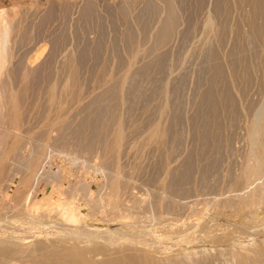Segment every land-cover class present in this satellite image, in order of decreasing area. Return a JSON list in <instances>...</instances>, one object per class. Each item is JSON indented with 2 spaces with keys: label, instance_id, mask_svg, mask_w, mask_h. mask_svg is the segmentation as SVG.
I'll list each match as a JSON object with an SVG mask.
<instances>
[{
  "label": "bare ground",
  "instance_id": "bare-ground-1",
  "mask_svg": "<svg viewBox=\"0 0 264 264\" xmlns=\"http://www.w3.org/2000/svg\"><path fill=\"white\" fill-rule=\"evenodd\" d=\"M153 1L155 4L159 0H157V1L153 0ZM153 1L152 2L150 0L147 1V4H146V6L144 5V8L147 7L149 9H153V7L156 6V5H153ZM165 1H166V3H164V4H166V6H167V7L165 5L163 6V9L166 7V9H164V11H165L164 15L165 16H163V20L161 19L162 18L161 16H160L161 18L159 17V19H161L160 22L162 21V23H160L158 20V22L161 25L156 20V18H157L156 16L160 15L158 8L161 5L158 3H160L161 0H160V2L157 3L160 6H156L157 7L156 10L159 12V14L157 13L158 15L154 16L155 17L154 19L159 24L158 25L159 28L157 27L156 29L151 30L152 27L150 28V25H148V23L151 24L150 23L151 21L148 23L145 22V24H147L149 26V30L146 27L147 25L144 24V22H143V25H145V27L142 24H140V26L141 25L143 26V27L141 26L142 29L139 27L140 33H141L140 35H142L141 38L143 37L142 38L143 40L142 39L141 40L143 42L140 40V43H139V41L136 40L137 37L139 36V34L137 35V37L135 39L134 35L136 34L138 29L134 30L133 27H135V26H133L132 24H131L132 27L128 26L129 25L128 22L132 21L133 19L129 20V21L124 20L125 23L127 22L126 25L128 26L127 27L128 31L127 30L125 31V32H127L125 34V37L129 35L128 38H134L139 43V44H137L136 41H135V43H133L132 42L133 39H128L126 37L128 39V40L126 39L128 42L131 41L133 43V44L131 43L130 46L128 47V49L125 50V48L128 46V44H127L128 42H127V43H125L127 46L126 47L124 46L125 48H123L125 51H127V50L129 51V49H131L130 51H132V52L127 51L128 55H130V53H131V55L128 57V59H126V57L123 56V58L126 59V60L123 59L124 61L128 60L127 63L125 62L126 65L124 64L125 68L127 66V71L125 72L123 69L124 73L123 72L122 73L124 75L119 76L117 74L118 77L115 78L116 76H114V72L117 71V69L114 72L112 71L113 74H111L110 70H113V69H112V67H110V65L112 64V62L109 60L111 62V64L106 66L104 64L106 61L102 62V58H101V60H100V58H98L100 60V62H102V64L100 62H98V59H97V63L95 61L96 64L99 63L102 65V66H100V68H99V65H97L99 68L98 72L95 73V72H93L94 71L93 70L90 73V74L93 73L92 75H90L89 72H87V74L90 75V76H88V78L91 79L90 81L92 82L93 86L89 85L90 81L89 82L87 81L88 83L87 82H85V83H87L90 87L92 86V90L89 89L91 91H89V90L83 91V89H82L83 86L86 89L87 84L85 86V84L82 85L80 83V82H82L81 81L82 79L81 78L79 79V71H80V68H83V67H80V66H82V65H80L81 60H78V58L81 57L82 54H83V56H85V54L88 55V53L90 51V53H91L90 57L93 58L92 60H94V59L96 60V58L99 57V55L103 54L104 50H103L102 44L104 43V41H103V43H101L100 40H104L105 38L99 39V35H98V38L96 40H98L100 43L96 42L97 45H94L95 43H93L92 41H89L88 44H87V42H86V44L84 42L83 45L85 44V47L89 46V48H90V42L93 43V44L91 43L92 44L91 47L92 46H95V47L92 50H91V48H90V50L88 49L89 50L88 53H87V50H83L78 55L74 54L72 52V50L74 49L73 51L78 53L79 50L77 49L78 48L77 45H76L77 48H75L74 47L75 44H73L72 47H74V48L69 50V48L72 45L71 44L70 47H68V51H64V53L60 52L62 54L60 55L61 57H60V59L58 58V60L61 62L60 63L58 62V65H55V66L51 65L52 67L50 68L49 66L44 67L45 63L43 65L42 64L40 65V62L37 63L36 59L38 58V56L35 57L34 54L36 53L35 51L38 48H40L41 44H40V46L37 45V48L34 49L35 51H33V52H32L33 48H31L32 50L29 49L30 44L32 45V43H28V41H30L33 38V36L32 37L27 36V35H29V33H26V32H28L29 30H26L25 28H23V25L21 23H18L19 20H17L18 24L15 23L17 25L14 24L15 26L13 25V27L10 25L12 28V32L10 30H9V32L6 31V33H5L6 35L1 33L4 31H1V30H3L2 29L3 25H2V23H0L2 25V27L0 26L1 27L0 28V177L3 175V172H4V179H5V181L2 184L0 183V264H264V243L256 245L254 247H251L248 245H245V246L242 245L240 250L229 247V248H226V249L220 250L219 252H214V253L207 252L205 250H201V251H199V253L196 252V253H198L199 257H196L192 253H186L184 251H179V250H181L180 245H189L191 242H193L189 237L190 234H195V233L198 234L199 232H201V233L205 232L206 235L211 234V232H213V234H214V232H215L214 229H212V228L209 229L214 224H212V225L207 224L209 221H212V220L207 219L208 221L205 222L203 220L206 217L205 218L203 217L204 218L203 219V218H201L202 215L200 217L197 216V218H195L193 222L192 221L190 222L189 220L181 221L185 226L180 227L178 229V231H172V232L169 231L168 232L166 229H158L161 226L160 224L163 221H167L168 224L171 226H174V224H176L177 222H180V218H175V217H170V216L172 214H174L175 212L178 214L177 211H179V208H184L186 205L189 204V203L187 204V203L183 202L184 201L183 198L189 197L190 194H192L191 193L192 191H194L196 193L198 191L200 192V189L202 190V188H204V190L207 189L208 177H211L209 175L211 173H213L212 172L213 170H215V172L219 173L218 169H215V168L216 167L218 168V163L222 161L221 158L223 156L222 155L223 150L228 152V155L226 153L225 154L229 157H230L229 153L230 154L234 153L233 155L236 156L235 154L239 152V149L236 148L237 146L234 147L233 142L236 141V138L234 141L232 139L234 138L235 132L239 129V128H237V130L235 131L236 126H237V122L240 121L239 122L240 126L243 123V122H241V120L244 121V126L243 127L241 126V127H242V129L244 128V130H246V134H244L245 135V139H244L245 151L243 154V158H241L239 156V158H241L240 164L238 163L239 169L236 167L237 170L236 169L234 170V165L232 166V164H234V161H233V163L230 161L232 164H230L229 160H227V163H225V158H227V157L223 156V158H224L223 161L225 164V165L223 164V166H225V167H222L223 168L222 169L223 170V176L221 179L217 178V179H219L220 184L217 183L218 186L216 185V187H215V183H216L215 181L217 179L214 181L215 182L214 184L212 182L213 187H215L217 189V191H219V193H217V191H216L217 195L213 196L211 198L209 197V199L208 198L206 199V197L202 198L201 203H204V201H207L208 203H210L209 201H211L213 203L214 207L216 208L215 212H217L219 210L218 208H220V207H224V208L225 207L226 208L232 207L233 208V213H232L233 215H234V213H237L239 211L245 212V215H252L254 211H257V210H260L261 208H264V0H230L231 2H229L228 0H217V4H216V1L214 0V2H215L214 4H216V6L214 5L215 6L214 10H212V8H211L207 14L205 12L206 16H204L205 18L201 17V18H203V20H202L200 26L197 24L200 27L199 28L197 26L199 29V30L197 29V31H200V32H199V35L197 34L198 35V38L196 37L197 40L194 41L193 44H191L193 46L190 48H192V50L193 49L197 50L199 52V55H202L201 57H203L204 51H206V52L209 51L207 59H209V56H210L214 60L210 64H207V63L211 58L208 61H205L206 59L203 60V61H205V63L207 62L206 63L207 65H209V66H207V68L209 67V70H203V71H206V72L210 71L211 72V74L208 73L209 76H208V80L206 81L207 82V89L206 90L203 89L201 91L202 93H200V95L201 94L202 95H201L200 100L198 99L199 101L198 102L196 101L197 104H195V102H193V103L190 102V103H192V105L195 104L197 106V107L195 106L197 108L196 112L195 113L193 112L195 115L192 114V117L193 116L195 117L194 119H192L193 122H195L197 119H199V120H197L198 124H196V125L194 124L195 130H193L192 133H190V132L193 128L192 127L193 123L192 124L189 123V126L192 127V128H190L189 135H191V139L193 140V141L191 140L192 143L195 144L194 148L191 146L192 144L190 145V147H192V148H190V147L189 148L191 149V152H192L191 155L193 153H195V156L194 155L189 156L190 155V149H188L189 150V152H188L189 154H187L188 157H187V155L183 154L181 160L178 159L179 161H176L177 156H179V154L177 156L175 155L176 156L175 161L178 162L175 165L173 164V163H175V161L172 163V161H173L172 159L175 157H173V155H174L173 154L172 158H171L172 148H171V141L170 140H174L172 147L175 148V146H174V145H176V144H174V143H176L175 141H177V140L179 141V138H178L179 136H177L178 135L177 133L180 132L178 129L175 130V128L180 123H182L181 122L182 120H184V118L182 119L181 117L184 116L185 112H183V115H181V116L177 112V114L180 116L181 121H179L180 123L176 125V123L178 122V120L175 121L176 119H178L177 116L175 114L174 115L176 118L175 117L171 118L170 116H171V113L173 116V109L176 111L175 108L177 106L181 105V103H183L181 101H183L184 99L183 100L181 99V101H178L180 98L177 100L178 97L176 94V96H174L175 97L174 100H177L179 102V105H178V102L175 103V105H177V106H175L173 104L174 106H172V112L170 111L171 110L170 107H171L172 103L169 102V100H170L169 98H170V96L173 97L172 95H174L176 93V89H177V88L176 89L173 88L174 87L173 85H175V83L173 82L174 79H173V81H172V79L170 80L171 82L174 83V84L172 83L173 87L171 86L174 89L173 90L171 88L173 90V91L172 90L171 91L173 93L175 91V93L173 94L172 92L171 93L169 92V89H170L169 86L171 84L169 83L170 84L169 85L167 83L168 78L166 80V83L163 80L165 84L163 83L164 86H162L163 81L160 82L159 80H162V79L158 76H157L158 78L156 77V75H155L156 70L154 73H151L152 75L154 74L155 77H152V75H150V73H149V75L151 76L150 78H152V80H153V78L159 79L158 81L162 84L161 85L162 88L160 90L159 87H156V90L158 92L157 95L154 96L155 90L154 91L152 90L151 92H154V93H152L151 96H148V97L150 98V97L154 96L153 101L156 100L155 97L156 98L159 97V99H157V100H160V97L161 96L162 97H161V101H159V103L157 101V104L154 107L148 106V108L153 107L152 109L145 108V109H148V110H145L148 112H146V113L142 112L144 115L148 113L147 116L149 115L150 112L152 114L151 119L148 118V120L150 122H147L148 121L147 118L145 120V118L142 117L144 119L143 121H146L148 123V126L146 129L141 130V128H142L141 126L143 123L142 124L138 123L139 119H138V121L134 120L135 117L133 118V116L136 114H134V115L132 114L133 116L130 115L134 120L133 123H132V118L130 120L131 121L130 124L132 126H130L128 121H127L128 122V125H127V123L125 122V120L123 118V115L126 114L127 110H129V109H127L128 106H126L123 103V99H125V97L128 96V95H126V93L129 94L130 92L134 91L133 93L129 94V95H131V97L132 96H135V97L138 96V98L140 97V99H141L145 96L144 99H146L147 95L141 94L143 89L145 87H147V88L149 87V89L151 90L150 87L152 85L159 86V83L157 84L156 83L157 81L155 82V79H154V84H153V82L147 83L146 81L147 80L149 81V79H147L148 73H147V75H145V73H146V71L147 72L152 71L151 69L154 68L153 67L154 65H155V68L156 69L158 68L159 70H160V68L164 67L163 62H165L166 59L171 58L172 52H170L171 54L168 53L169 54L168 57L170 56L169 58L166 57V55H164L165 57H162L161 52L165 50L164 52L167 53V50L170 51L172 49L171 44H170V46H168V47H171L170 50L168 49V47L166 45H169L168 44L169 41L172 40L173 37L175 39L176 34L181 31V30L178 31L180 29V26H181L180 24L182 23V21H180L181 23L178 24V21H179L178 16L182 17L181 16L182 14L180 15L181 11L179 12L180 9L178 10V7H177V6H179V4H177V6H176L177 11L179 12V15H178L177 11L175 9L176 4L173 6L174 1L173 0H172L173 2L171 0H165ZM185 1H186V3L188 2L187 0H183L182 2L180 0L181 3H183V2L185 3ZM87 2H89V1H86L85 4ZM178 2H179V0H178ZM204 2H206V1H204ZM207 2H208V0H207ZM78 3H79V1H78ZM129 3H130V1H129ZM167 3H168V5H167ZM175 3H177V2L175 1ZM193 3H194V0H193ZM220 3L223 4V7H221L222 5H220ZM229 3L234 4L235 9H236V14L238 11H241L242 7L246 6L248 8L243 9L242 13H238V15H234V17H231V12L233 10L230 9L231 5H229ZM162 4H163V2H162ZM127 5H128V3H127ZM127 5H126V7H123V4H122L121 7L126 8V11H127V8H128ZM119 6L120 5H118L117 7H119ZM124 6H125V4H124ZM51 7L53 8V6H51ZM96 7H90L89 6V8H87V9L95 10ZM104 7H105V5H104ZM113 7H115V6H113ZM161 7L159 9H162ZM190 7H191V4H190ZM220 7L223 9H220ZM239 7H240V10H239ZM50 8H49V10H50ZM144 8H143V10H144ZM231 8H233V7H231ZM133 9H135V8H133ZM185 9H187V8L185 7ZM26 10H25V13L27 12ZM28 10H30V8ZM39 10H37V11H39ZM97 10H98V8H97ZM118 10H120V9L117 8V10H116L117 14H120L118 16L122 17L123 13L121 15V13H120L121 10H120V12ZM140 11H142V10H140ZM149 11L150 10H148V12H146V10H145L144 12L149 14L152 10L150 12ZM70 12H71V10H70ZM74 12H75V10H74ZM80 12L82 14L84 13V11L83 12L80 11ZM99 12H101V10ZM196 12H199V11H196ZM216 12L220 13V15L218 16L217 14H215ZM29 13H30V11H29ZM129 13H130V10H129V12H125L124 15H128ZM151 13H154V10ZM187 13H189V12H187ZM93 14H90V15L92 16ZM24 15H26V14H23V16ZM32 15L33 14H31V16ZM34 15H35V13H34ZM44 15H46V14H44ZM87 15H89V12L85 13V18L87 17ZM98 15H100V13ZM23 16L21 18L22 20H23ZM91 16H89V17H91ZM148 16H150V15H148ZM232 16H233V13H232ZM46 17L47 16H45V18ZM93 17H94V15H93ZM107 17H105V18H107ZM119 17H117V18H119ZM121 17H120V19H121ZM124 17H123V19H125ZM128 17L126 19H131L130 17L129 18ZM131 17H133V16H131ZM45 18H43V19H45ZM48 18H49V15H48L47 19ZM83 18L84 17H82V19ZM94 18H96V17H94ZM137 18H139V17H137ZM148 18L149 17H147L146 19L148 20ZM187 18H188V16H187ZM21 19H20V21H21ZM72 19H73V17H72ZM108 19H110V18H108ZM142 19H144V18H142ZM154 19H152V20H154ZM179 19H184V18H179ZM147 20H145V21H147ZM51 21H53V20H51ZM78 21H77V23H78ZM83 21H86V19ZM87 21H88V19H87ZM94 21H96V20L94 19ZM155 21L154 22L152 21L154 23V26L156 23ZM7 22H9V21H7ZM7 22L5 21L3 24L6 25ZM14 22H16V21H14ZM118 22H119V20H118ZM240 23L242 24V27H246V28L242 29L241 26L239 28L238 25H240ZM152 25L153 24H151V26ZM177 25L178 26L180 25L179 28ZM7 26L9 28V25H7ZM76 26H78V25L76 24ZM129 27H130V29H128ZM176 27H177L178 32L176 31ZM5 28L6 27H4V30H5ZM11 28H9V29H11ZM193 28H191V30ZM95 30L96 29H94V31ZM188 31L190 32V30H188ZM10 32L13 34V35L11 34L13 36V38L10 35V38L12 39V41L8 37L9 34H7ZM182 32H180V33L182 34ZM51 33H53V32H51ZM102 33L104 34V32H102ZM184 33L187 34V30ZM37 34H36L37 39H36V37H34V38L36 40H38V38L41 36L40 39L42 41V36L45 33L43 32V34L39 35V37ZM55 34H57V32ZM190 34H192V33L190 32ZM193 34H195V33H193ZM49 35H50V33H49ZM59 35L64 36L65 34L59 33ZM76 35H74V36H76ZM78 35H79V33H78ZM34 36H35V34H34ZM56 36L58 37V35H56ZM56 36H55V39L57 38ZM105 36H106V34H105ZM183 36L184 35H181V37H183ZM30 37H31V39H30ZM190 37H191V35L189 36V38ZM44 38H45V36H44ZM61 38H62V36H61ZM61 38H59V39H61ZM66 38L64 37V39H66ZM179 38L180 37H178V39ZM191 38H193V36ZM35 39H34V41H35ZM147 39H148V41H147ZM7 40L9 42L11 41L10 42L11 44H9L7 42ZM43 40H46V39H43ZM62 40H63V38H62ZM187 40H188V37H187V39L184 40V43ZM65 41L63 40L62 44L64 42L65 47H67L66 45L70 44V43H67ZM68 41H70V40H68ZM214 41H215L216 47L212 48V49H207V45L209 44V46L211 47L210 43H212ZM46 42H48V41H46ZM79 42H80V40H79ZM106 42H105V44H106ZM171 42H173V40ZM187 42L189 43L190 41L188 40ZM191 42H192V40H191ZM225 42L232 43V47L229 50H226L224 48L222 49V46L223 47L226 46L225 44L223 45V43H225ZM34 43H36V42H34ZM56 43H57V41H55V44ZM58 43H61V42H59V40H58ZM58 43H57V45H61V46H59L60 48H58V47L57 48L60 49V51H61V47H62V51H63L64 46H62V44H58ZM72 43L78 44L75 41ZM117 43L115 45H113V43L111 44L112 46H114V50L112 48V51H114V52L116 51L115 50L116 48L118 49ZM26 44H29V48L27 47L28 46L27 45V46H25V49L28 48L27 50L28 51L30 50L29 52L30 53L32 52V54H29L28 51L25 50V51H27L26 53H28L29 55H26L25 51H23V53L22 52L21 53L26 55V56L22 57V58H20V57L18 58V56H17V58L19 60L16 59V61H14L17 52L19 50L21 51V49H23L22 46L26 45ZM37 44H38V42H37ZM79 44L81 45V43H79ZM186 44L187 43H185V45ZM189 45H190V43H189ZM230 45L231 44H229V46ZM34 46H36V44ZM52 46L54 47V45H52ZM164 46H166L167 49L163 50ZM20 47H21V49H20ZM85 47L82 46V48H80V46H79L80 50L85 48ZM181 47L183 48V44ZM45 48H47V47H45ZM45 48H44V52L47 50ZM120 48L121 47L119 46V49ZM53 49H54L53 50L54 53L51 52V54H50V50H49L50 55H53V54L55 55L57 53L56 50H58V49H56V50H55V48H53ZM109 49L111 50V47ZM101 50H103V51L101 52ZM160 50H161V52H160L161 54H159V52H158ZM185 50H186V48H185ZM188 50H187V52H190L191 49L189 51ZM107 51H106V53H107ZM112 51H110V53L107 54L108 57L111 55ZM118 52L120 54L121 50ZM141 52L144 56L146 53H149L148 57L153 54L152 56H155V57H152L153 59L151 58L153 61H154V58H156L157 52H158L157 57L159 56L161 58H159V57H158V59L156 58L157 60L155 61L154 64L151 63L152 60L144 61V65H145V62H147L146 64L147 65L149 64L148 66H150V67L146 66L145 68L143 67V62L140 60L142 63L140 62V67H139V64L137 63L138 64L137 68L138 67L144 68V69L140 70L139 68L138 69L136 68V65H137L136 62L139 61L138 59L142 58V56H143L142 54H141V58H139L140 57L139 54ZM42 53L43 52L40 53L42 55L41 58L44 57L43 56L44 53L43 54ZM104 53H105V51H104ZM117 53L116 54L112 53L113 55H111V57L114 55L118 56ZM166 53H164V54H166ZM200 53H202V54H200ZM49 54L47 53L46 56L47 57L50 56ZM195 54H197V53H195ZM18 55H20V54H18ZM54 55H53V57H54ZM57 55H55V57H54L55 60L57 59V57H59V54H57ZM175 55H176V53H175ZM206 56H207V54H206ZM88 57H89V55H88ZM108 57L107 58L105 57V59H111L110 57L109 58ZM118 57H120V56H118ZM118 57H116L115 60ZM148 57L145 56V60ZM45 58L46 57H44L43 60ZM52 58L50 56L49 59L51 60ZM164 58H166L165 61H164ZM86 59H85V61H86ZM174 59H176V57H174ZM47 60H46V62L48 63L50 60H48V61ZM88 60H90V62H91L90 58H88ZM120 60H118V63ZM177 60H178V58H177ZM179 60H181V59L179 58ZM41 61H42V59H41ZM196 61H197V59H196ZM53 62H54V60H53ZM53 62H50V63H53ZM121 62H122L121 64L123 65V61H121ZM168 62H170V61L168 60ZM180 62L181 61H179V64H180ZM47 63H46V65H47ZM55 63H56V61H55ZM84 63H83V66L86 67L87 64L84 65ZM92 63L94 64L93 61H92ZM107 63L109 64L108 61H107ZM173 63H175V61ZM81 64H82V62H81ZM88 64H90V63H88ZM141 64H142V66H141ZM165 64H167V63L165 62ZM168 64H171V63H168ZM95 65L92 66V69L97 68V66H95ZM114 65H116V64H114ZM114 65H113V68H114ZM117 65H119V67L122 68V65H120V63ZM117 65H116V67H117ZM172 65H174V64H172ZM176 65H174V66L177 67ZM165 66H167V65H165ZM41 67L42 68L44 67L45 69L48 67L49 68L46 70L43 68L44 70L42 71V70H40ZM88 67H89V65L87 66V68ZM93 67H96V68H93ZM183 67H181V68H183ZM202 67L203 66H201L200 68H202ZM123 68H124V66H123ZM205 68H206V65H205ZM92 69L90 67V70H92ZM108 69H110V70L108 71ZM118 69H120V68H118ZM158 69H157V71H159ZM202 69H204V67ZM85 70L80 71V72H84ZM134 70L135 71L138 70L137 73L139 72V75L136 73V75H138V76H141L140 74H144L145 76H147V77H144V75H142L143 79L144 78H145V80L147 79L145 81L147 86L144 87V83H143V88L141 90H139V89L141 88L140 85L142 83H140L139 85H136L133 83L134 84L133 85L132 82H129V80L127 81V78L129 79L130 76L133 77L132 79H136V77L134 78L135 75L133 74ZM169 70H171V68ZM96 71H97V69H96ZM160 71H162V70H160ZM160 71L158 74H160ZM172 71H171V73H172ZM203 71L200 70L199 73H201ZM128 72H131V74H133V75L129 74V77H127ZM166 73L167 72H165V74ZM169 73H170V71L168 72V74ZM173 73H174V71H173ZM162 74H163V79H166L164 72ZM115 75H116V73H115ZM85 76H86V74H85ZM160 76L162 77V75H160ZM171 76H173V74ZM173 77H175V76H173ZM196 77H198V76H195L194 78H196ZM201 77L202 76H200V78ZM16 78H18V79H16ZM142 78L140 77L139 80L140 79L142 80ZM203 78L204 77L201 78L202 81L200 80L201 83L198 80L196 84H198V82L200 83V86H201V84L202 85L205 84V83H202ZM14 79H16V81H14ZM197 79H199V77ZM180 80H181V78H180ZM84 81H86V80H84ZM84 81H83V83H84ZM140 82H143V80ZM180 82H179V84H177V81H176V85L179 86ZM126 83H130V86H128V85L126 86ZM137 83H139V82L137 81ZM149 84H150V86H149ZM182 84H183V82H182ZM196 84H194L195 86L194 85L193 86L196 87ZM183 85H185V84H183ZM89 86L87 88H89ZM139 86H140V88H139ZM97 87H98V89L100 87H103V88L99 89L100 91H101V89H104V90L101 91L102 93L99 92L100 94L96 95V90L99 91L98 89H96ZM115 87H117V88L115 89ZM129 87H130V90H129ZM179 87H181V86H179ZM203 87H205V86L203 85ZM93 88H95L96 90ZM112 88L114 90H112ZM152 88H153V86H152ZM126 89H128V91H130V92L128 93V91ZM132 89H134V90L132 91ZM149 89H148V91H149ZM158 89L161 91L160 93H159ZM179 89H181V88H179ZM179 89H178V91H179ZM184 89L186 91H188L186 88H184ZM196 89H194V90H196ZM94 90H95V92H94ZM124 90H126L125 94L123 92ZM138 90L141 91V93L139 92V94H138V92H137ZM145 90L147 91V89H145ZM145 90L143 91L144 93L146 92ZM200 90H198V91H200ZM198 91H197V93H198ZM149 92H147L146 94H148ZM179 93H178V96H181L182 92L180 93V95H179ZM253 94L257 95V97L255 96L257 99L253 98V96H254ZM184 95H185V91H184ZM200 95H199V97H200ZM141 96H143V97H141ZM87 97L89 99L91 98L90 100H92L91 101L92 104L95 102V104H93V105H95V108L93 105H91L92 111L89 113H86V115L88 114L87 116H85L83 113H82L84 115L83 117H82V115H79V118L81 117L82 119L78 120L79 119L78 118L76 120L78 122V124L73 126V123L75 124V122H76V121L74 122L73 119H71L72 117H75L73 113L76 112V113L80 114L81 112H79V111L83 110L82 112H84V110L87 109L88 103L86 104V102H85L86 101L85 99ZM129 97L127 99H130ZM105 98H108V99L112 98L111 99L112 102H113V99L115 100L117 98V100H116L117 102L115 101L116 103L114 102L112 104V102L110 101L111 103L109 102L110 103V106H109L108 105L109 103H107L106 101L103 100L102 104L104 105L103 102H106L107 108L105 107V105H106L105 104L104 107H102V109H100V107H97V106L98 105L101 106V103H99V102H101V100L105 99ZM149 98H147V99H149ZM89 99H87V102L89 101ZM108 99H107V101H108ZM144 99H143L144 102L148 101V100H144ZM193 99H196V95H195V98L194 97L192 98V100ZM171 100H173V99H171ZM131 101H133L132 104L135 102V100H133V99ZM97 102H98V105H97ZM89 103H90V101H89ZM122 104H123V107H124V105L126 107L125 112H124V110L121 111L123 108V107L121 108ZM126 104H129V103H126ZM142 104L143 103H141V105ZM143 105L146 106V105H151V104L148 103V104H143ZM143 105H142V107H143ZM137 106H136V108H137ZM182 107H183V105H182ZM131 108H134V107H131ZM178 108L179 107H177V110H180L179 111V113H180L182 108H179V109ZM89 109H90V107H89ZM89 109H88V111H89ZM140 109H143V108H140ZM131 111L133 113L134 109H132ZM141 111L139 110L138 112L141 113ZM169 111L171 112L170 115H169ZM182 111H183V109H182ZM122 112H124L123 115H122ZM127 112H129V111H127ZM138 112H135V113H138ZM140 113H138L137 115H141ZM180 114H182V113H180ZM127 116L128 115H126V117ZM137 118H138V116H137ZM139 118H141V116H139ZM152 118H154V120H152ZM188 118H190V117H188ZM111 120H112V122H111ZM126 120H127V118H126ZM188 120H190V119H188ZM184 122H186V121H183V124H185ZM125 123L127 126L130 127V130L132 129L131 127H133L132 131L134 130L135 133H138V131L140 133H141V131L142 132L144 131L143 134L142 133H141V135L139 133H138L139 135L135 134L136 138H134L135 136H133V135L129 136L128 133L126 134V132H129V129H127L128 131L125 129ZM187 123L185 124L186 126H187ZM173 125H176V127L174 126L175 127L174 130L175 131L178 130L177 133L172 129ZM185 125H181V126L184 127ZM129 127H127V128H129ZM183 127H182V129H184ZM179 129H181V128L179 127ZM183 131H182V134L184 133ZM170 132L175 133L176 135L174 134L173 137L176 136L178 139L176 137H175L176 140L174 138L170 139V138H172L171 135L173 134V133L170 134ZM239 132H238L237 138H239ZM182 134H180V135H182ZM236 134H237V132H236ZM126 135H127V137L129 136V137L134 138V140L129 142ZM68 136L73 137L74 139L85 140L86 141L84 143L85 145L83 144V142H81L83 145L81 143H77V144H81L83 146L81 149H83V148H84V150L87 149V152L90 150H93V149L94 150L101 149L103 151V154L100 155L101 157H99V155H98V157L99 158L103 157L102 158L103 160L101 159V163H103V161H104V163L102 165H105L106 162L108 163V161H109V163H108L109 165L108 164H106L107 166L105 165V167L109 166V168H110L109 170L106 169L108 171V173L105 171V169H104V171H101L102 166H101V164L99 166V164L97 162L99 168L101 167L100 168L101 170L98 168L99 169L98 172H100V171L104 172V175H105V173L108 174V175H105L104 177L106 178V180L109 181V182L106 181V182H108L107 186H110V187H107V186L105 187V188L110 190V191L107 190V194H109V196L107 195V197H110V201L108 202L109 203L108 205L110 206V208L106 204V207L109 208V210H108L109 212L107 214L103 210V209L106 210L107 208H105V205H103L104 204V203H102L103 201L100 202L101 198L98 197L99 193L96 195L97 197L96 196L94 197V199H95L94 202L96 203L95 205H96V208H98V209H95V206L92 203H91V206L93 205L92 207H94L95 210H99V207L97 204H99V206H100V204L102 203L101 207L103 205L104 208L102 207L103 209L101 208V210H103L102 212H105L103 217L105 218V215H109V216L111 215L112 218L110 219V221H112V219L115 220V217H120V219L118 220V223L116 224L115 227L107 226L106 228H99V227L91 226V225H71V224L67 225V223L64 224V222L61 219H58V218L53 219V218H51L52 216L47 215L46 213H43L42 211H37L36 208H35V210L25 209V210L21 211L18 209L19 206L15 207V205H14L16 210H19V211H14L15 210L14 208H13L14 210H11V209L9 210V208H10L9 206L11 203L10 200H13L14 197H11L10 199H8L7 195H8L9 189L14 185V183H16L15 181L17 180V178L19 179V184L20 183L22 184L26 175H28L30 177L31 174L38 175L39 172L42 173L43 170H41V169L46 167L44 165L45 164L44 162L49 163V161H47L48 160L47 157L50 156L51 153H53V151L51 153L49 152V155H48V153H47L48 150H46V148L49 149L52 147L50 141L54 143V142H56V140H59V142H57V143H59L58 145L61 146L63 144H66V141L69 140ZM65 139H68V140L65 141ZM189 140H188V145L190 144ZM181 141H182V139H181ZM181 141H179V142H181ZM48 142L50 143V145L47 144ZM60 142H61V144H60ZM74 142H76V141L74 140ZM57 143H55V144H57ZM238 143H239V141H238ZM55 144H53V145H55ZM241 144H243V143H241ZM58 145H55L54 146L55 148L53 147L52 149L55 150L56 147H58ZM183 145H186V144L184 143ZM183 147L185 148V146H183ZM60 148H62V146ZM60 148H57V149H60ZM63 148H64V146H63ZM63 148H62V154H63V151L65 154V150H63ZM68 148H69V145H68ZM71 148H73V147H71ZM150 148L152 149L153 152L155 150V152H156L155 155L157 156V158L159 157L158 160L162 161V163L160 162L162 165L160 167L159 166L160 164H158L159 161L156 160L157 161L156 164H158V167L160 169H159V171H158V169H156L158 174L156 173V171H154L157 175L155 174V176H153L154 172H152V174H151L155 179H153L154 181H152L153 183L151 182L150 185H151V187H152V185L154 187H152L153 189L150 187V189H148L147 193H145V196H143V195L140 196V195H138V192H139L138 189H141L140 186L145 184V182L147 180H149L148 177L151 178L152 176L150 174H149L150 176L146 175L145 177H147V178H145L144 180H146V179L147 180L145 182L142 181L140 178H138L142 181L143 184L140 185V182L136 181L138 183V186H139L137 188L136 186L133 185L136 182H132L133 181V175H135L137 177V174H135V173H138L137 171H139L140 169L143 172L144 168L143 169L140 168V164H141L140 160H141V157H143L142 155H143L144 150H146V153H147V149L151 150ZM174 148H173V151L175 150ZM24 149H28V151H29L28 157H27V155L25 156ZM52 149H50V151ZM75 149H77V148H75ZM242 149H244V148H242ZM84 150H83V152H84ZM45 151H46V154L48 155V156L46 155V160L43 157V156H45ZM75 151H77V150H75ZM175 151H177V150H175ZM77 152H79V151H77ZM129 153H130V155H129ZM131 153L134 154L133 157L131 156ZM242 153H240L241 156H242ZM54 154L56 155V152H54ZM91 154H93L92 151H91ZM124 154H128L130 157L133 158L129 165L127 163H126L127 165L123 164L124 162L122 159L124 158L123 157ZM66 155H67V153H66ZM68 155H70V154H68ZM83 155H85V154H83ZM51 156H50V158H51ZM180 156H181V154H180ZM13 157H14V159L16 157L18 158V159L14 160V161L18 160V164H16L17 162L15 163L14 161H12ZM25 157H27V159L29 158L28 162H26L27 163L26 166L24 164L25 161L27 160ZM84 157H86V155ZM91 157H93V156H91ZM183 157L184 158L186 157V158L183 159ZM76 158H77V156H76ZM78 158H79V156H78ZM234 158L236 159V157H234ZM10 159L12 162L9 161ZM89 160L86 161V159H85L86 162H89ZM92 160H94V158H92ZM195 160L198 161L199 163L200 162L201 163L200 164L197 163V165L193 166L194 165L193 162ZM85 161H84V163H85ZM196 161H195V163H196ZM9 162L11 164H13V162H14L16 165L14 164L15 166L13 165L12 167L11 166L9 167V165H10ZM99 163H100V161H99ZM89 164H91V163H88V165ZM43 165H44V167H43ZM88 165H86V166H88ZM6 166H8L9 169ZM151 166H150V169H151ZM24 167H25L24 170H26V172H29L30 174H27L26 172L23 171ZM96 167H97V165H96ZM147 167H149V166H147ZM195 168H197V170L199 171L198 172L197 170H195L198 172V174H197V172L196 173L194 172V174H197L196 177H194L192 175ZM154 169H155V167H154ZM48 170H49V172L51 171L50 169H48ZM93 170H97V168H94ZM49 172H47V170H46V173L43 171V174L44 173L47 174ZM144 172H145V169H144ZM149 173H151V172H149ZM218 173L216 175H218ZM43 174H39V175H43ZM99 174H101V173H99ZM220 175H222V174H220ZM29 177H27V178H29ZM47 177H48V175H47ZM212 179L214 180L215 178H212ZM140 180H138V181H140ZM104 181H105V179H104ZM134 181H135V179H134ZM149 181H151V180H149ZM149 181H147L146 184ZM109 183H110V185H109ZM19 184H17V185L19 186ZM77 184H75V185H77ZM210 184H208V185H210ZM97 185H99V184H97ZM71 186L73 187L74 184ZM84 186L86 187L87 185H84ZM89 186H90V184L88 185V187ZM85 187L83 189L84 192L87 188V187L86 188ZM134 187L137 188V190H136V191H138L137 193H135V191H133ZM144 187H145V185H144ZM208 187H210V186H208ZM77 188H78V186H77ZM81 188L82 187L79 186V189H81ZM17 189H18V187H17ZM145 189L146 188H144V190ZM209 189H212V188L210 187ZM75 190L76 189L73 187L72 191H75ZM103 190H104V188H103ZM209 191H211V190H209ZM15 192H17L16 188H15ZM204 192H206V191H204ZM212 192H214V194H216L215 190L214 191L212 190ZM226 192H227V194L228 193H230V194L229 195L226 194L225 195L226 197L223 199L219 198L221 196V194L226 193ZM87 193H89V192H87ZM143 194H144V192H143ZM188 194H189V196H187ZM202 194H201V196H202ZM211 194L213 195V193H211ZM84 196L86 198L85 201L87 200L86 203L87 202L89 203L92 200L90 198L91 200L89 201V199H87V197H86L87 196L86 194ZM207 196H208V193H207ZM96 198H98V199L96 200ZM181 199L183 201H181ZM187 201H188V199H187ZM91 202H93V201H91ZM196 203H198V202H196ZM198 210L199 209L193 210V211L198 213ZM99 212H101V211H99ZM199 212L201 214H203V213H206V210L203 213L201 211H199ZM209 215H211V214H209ZM164 216H168V217H164ZM252 216L249 219L250 223L248 222L249 220H245L242 222V224H238V225L233 224V225L238 226V230H236L235 228H232V229L230 228L229 231L235 236V238H233L232 240L230 238H227V237L224 238L222 233H221V235L223 237L222 236L220 237L219 233L222 231L221 229H219L221 231L215 229L216 231H219V232L216 233L215 235H207V236L210 239H212V242L216 241V243L220 242L224 239H225V241H222L223 243L226 241H228V243H229L230 240H231L230 243H232L234 240L236 241V239L238 240L240 237L243 238V236L245 237L246 235H247L246 237H250V236H252V234L250 235V234H248L249 232H242V231H240V229L246 228L249 231H253V229H256V226H259L260 223L257 221V219L254 218V216L253 217ZM142 217H149V220L151 222H146V223L144 222V223H141L140 225H138L136 228H132L129 222L124 221V220H127L128 218H131L132 220L138 221L140 218L142 219ZM135 218H137V219H135ZM211 218L214 219V217L210 216V219ZM105 219H109V217L105 218ZM112 222H114V221H112ZM149 224H151V225H149ZM248 224H250V225H248ZM216 226H214V227H216ZM254 232H257V231L254 230ZM205 234H204V236L202 235V237H205ZM199 235L201 236V234H199ZM205 239H206V237H205ZM170 251H177V252L171 253Z\"/></svg>",
  "mask_w": 264,
  "mask_h": 264
},
{
  "label": "rangeland",
  "instance_id": "rangeland-1",
  "mask_svg": "<svg viewBox=\"0 0 264 264\" xmlns=\"http://www.w3.org/2000/svg\"><path fill=\"white\" fill-rule=\"evenodd\" d=\"M78 1H79V3H78ZM83 0H0V23H2V25H3V27H2V25L0 24V26L2 27V29L3 30H1V31H4V32H1V33H3V34H5L6 33V31L7 32H9V30L12 32V28H11V26L13 27V25L15 24V23H17V20H19L20 21V19L22 18V16H23V14H26V15H24L23 16V20L21 19V21L19 22L18 21V23H21L22 25H23V28H25L26 30H29L28 32H26V33H29V35H27V36H33V38L34 37H36V39H37V36H36V34L38 35V37H39V35H42L43 34V32L45 33V34H43V36H42V41H41V36L38 38V40H36L35 38V41H34V39L32 38L31 39V37H30V39L32 40H30V41H28V43H32V45L30 44V48H29V44H26V45H23L22 46V48L23 49H21V47H20V49H21V51L19 52H17V54H16V56H15V59H14V61H16V59H18L19 57L20 58H22V57H25L26 55H29V54H32V52L33 51H35L34 49H36L37 48V45L38 46H40V44H41V46H40V48H38L35 52V54H34V56L35 57H37L38 56V58L36 59L37 60V63L38 62H40V65L42 64H44V67H46V66H49L50 68L52 67L51 65H58V62L60 63L61 61H59L58 60V58L60 59V55L62 54V53H64V51H68V47H70V45H71V47L69 48V50H71V49H73L74 47L75 48H77L76 50L78 51V53L77 52H74L73 50H72V52L74 53V54H79L81 51H83V50H87V53H88V51L90 50V48H91V50L95 47V46H92L91 47V45L93 44V43H95L94 45H97V43L96 42H98V43H100L98 40H96L97 38H98V35H99V39L101 38V39H104V40H100L101 41V43H103V41H104V43L101 45L102 47H103V50L105 51V53H104V51L103 50H101V52L103 51V54H101V55H99V57H97L96 58V60L94 59V60H92L93 58H91L90 56H91V53H90V51H89V53H88V55H89V57H88V55L87 54H85V56H83V54H82V56L84 57H79L78 58V60H81V62H82V64H81V62H80V65H82V66H80V67H83V68H80V71H83V70H85L84 72H80L79 71V79L81 78L82 80V82H80L82 85H84L85 84V86H86V84L91 80V79H89L88 78V76H90V75H92V74H90L93 70V72H98V70H99V68H100V66H102L101 64H102V62L103 61H106L104 64L107 66V65H110L111 64V62H112V64L110 65V67H112V69L113 70H110V69H108V71L110 70L111 71V74H113V72L117 69V71H115L114 72V76H116L115 78H117L118 77V75L119 76H121V75H124L123 73H124V71L126 72L127 71V66H126V68H125V62L127 63V61H124L123 59H125V58H123V56L124 57H126V59H128V57L131 55V53H130V55H128V52H132V51H130L131 49H129V51L127 52V51H125L126 49H128V47L130 46V44L133 42V43H135V41L137 40V41H139V43H140V40L143 38H141V36L142 35H140L141 33H140V29H139V27L141 28V26L143 25V22H144V24H145V22L146 23H148V22H150L151 24H153L152 26H151V24H149L148 23V25H150V28H151V30L152 29H156L157 27H158V25L160 24V23H162V21L160 22V20L162 19L163 20V16H165L164 14H165V11H164V9H166V4H164V3H166V1L165 0H161V2H160V0L158 1V2H160V3H158V4H160V5H158L157 3H155L154 4V1L153 0H150L151 2L153 1V5H156V6H160L162 9H159L158 8V11L160 12V15L159 16H156V15H158L159 14V12L156 10V6H154L153 7V9H149V8H147V7H145L144 8V5L146 6V4H147V1H149V0H84L83 2H82ZM86 1H89V2H87L86 4H85V2ZM125 1V2H124ZM129 1H130V3H129ZM155 1H157V0H155ZM172 1V0H171ZM174 1V2H173ZM172 2H173V6L175 5V9H176V6H177V4H179V6H177L178 7V10H179V12H180V15L182 16V17H180V16H178L179 18H184V19H179L178 18V24L179 23H181L180 21H182V23L179 25L180 26V29L178 30V31H180V32H182V34L180 33V32H178L177 31V27H176V31L178 32L177 34H176V40L174 39V37L172 38V40H173V42H171L172 40H170L169 41V45H166L167 47L168 46H170V44H171V47H172V49L174 50H178L177 52L174 50H170V48L171 47H168V49L170 50V51H168L167 50V53L166 52H164L165 50L164 49H167L166 48V46H164L163 47V50L164 51H162L161 52V50L160 51H158L159 52V54H161V56L162 57H165L164 55H166V57H168V55L169 54H171L170 52H172V54H171V58H169V59H166V58H164V61H165V59H166V63L167 64H165V62H163L164 63V67L166 68H164V67H162V68H160V70H162L163 72H164V75H165V78L166 79H163V72L162 71H160L158 68V70L160 71V74H158L159 73V71H157V69L155 68V65L153 66L154 68L153 69H151L152 71H146V73H145V75H147V73H148V77L147 76H145L144 74H140L141 76H138L139 75V72L137 73V71L138 70H134L132 73L135 75L134 76V78L136 77V79H132L133 77L132 76H130L129 77V74L130 75H133V74H131V72H128V76L127 77H129V79L127 78V81L129 80V82H132V84L134 83V84H136V85H139L140 83H142L140 86H141V88H140V86H139V90H141L142 88H143V83H144V87L145 86H147L146 85V83H145V81L147 80V79H149V81L147 80L146 82L148 83V82H153V84H154V79H155V82L158 84L159 83V86H155V85H152L153 86V88H152V86L150 87L151 88V90L149 89V87L147 88V87H145L144 89H143V91L145 90V89H147V91L144 93L143 91H142V93H141V91H137L138 92V94H139V92L141 93V94H144V95H147V97H146V99H144L145 98V96L143 97V96H141V97H143V98H141L140 99V97L138 98V96H132L131 97V95H129L130 93H133L134 91V89H132V91L133 92H130V91H128V89H126L127 91H128V93L129 94H127L126 93V90H124L123 92H124V94L126 93V95H128L127 97H125V99H123V103L126 105V106H128L127 107V109H129V110H127V111H129V112H127L125 109H126V107H125V105H124V107H123V104H122V106H121V108H122V110L121 111H123L124 110V112L126 111V114H124V112H122V115H123V118H124V120H125V122L127 123V125H128V122H129V124H130V120H131V116H133L134 114H138V113H140V112H138L139 110L141 111V115H137L138 116V118H137V116L136 115H134L133 116V118L135 117V119L134 120H136V121H138V119H139V121H138V123H143L142 124V128H141V130H143V129H146L147 128V126H148V123L147 122H150L149 120H148V118L149 119H151V117H152V114H151V112L149 113V115L147 116V114H143L142 112H144V113H146V112H148V111H145V110H148V109H152L156 104H157V101H158V103H159V101H161V97H160V100H157V99H159V97H155V101H153V99H154V96L155 95H157V90H156V87H159V89L161 90V88H162V86H164V84L166 83V80H167V78H168V80H167V83L170 85L169 87H170V89H169V92L171 93L174 89L173 88H177L176 89V93H175V91H174V95H172L173 97H171L170 96V100H169V102H171L172 103V105H171V112H172V106H174L175 105V103H177L178 101H181V99L183 100V101H181V102H183V103H181V105H179V102H178V105L179 106H177V105H175V106H177V107H179V108H182L183 109V111H182V109H181V112L180 113H182V114H180L179 113V111L180 110H177V107L175 108L176 109V111L173 109V116H172V113L169 111V115H170V113H171V118H173V117H175V115L177 116V118L178 119H176L175 121H177L178 120V122L176 123V125L177 124H179L180 122L179 121H181V119H180V116L181 115H183V112H185L184 113V116L183 117H181L182 119L184 118V120H182L181 122L182 123H180L181 125H185L187 122V126L185 127H183V126H181L180 124V126L178 125L177 127H176V125H173V127H172V129L174 130V128H175V130L176 129H178L180 132H178V130L177 131H175L178 135L177 136H179L178 138H179V141H181V139H182V141L181 142H179L178 140L177 141H175L176 143H174V144H176V145H174L175 146V148L174 147H172L173 146V142H174V140H170L171 141V148H172V154H171V158H172V155H173V157H175V158H173L172 160V163L175 161V159H176V156L179 154V156H180V154H181V156L179 157V156H177V160L176 161H179V160H181V158H182V156H183V154L184 155H187V154H189L188 152H189V150L188 149H190V148H194L195 147V144L194 143H192V139H191V135H189V132H190V128H194L195 127V125L196 124H198V121L197 120H199V119H197L195 122H193V120L192 119H194L195 117L193 116L192 117V114L193 115H195L194 113L196 112V110H197V106L195 105V104H197L196 103V101L198 102L199 100H200V98H201V95H200V93H202L201 91L203 90V89H207V80H208V76H209V74H211V72L210 71H203V70H209V67L207 68V66H209V65H207V64H210V63H212L213 62V58L212 57H210L209 56V59H207L208 58V52H206V51H204V54H203V57H201L202 55H199V52L197 51V50H192V48H190V47H192L193 45H191V44H193V42L194 41H196L197 39H196V37L198 38V35H199V32L200 31H197V29H198V27L200 26V24H201V22H202V20H203V18H205L204 16H206L205 15V12H206V14L210 11V9L212 8V10H214V8H215V6H216V4H217V0H215L216 1V4H214L215 2H214V0H208V2H207V0H194V3H193V0H187L188 2L186 3V1H185V3L183 2V3H181L183 0H181V2H180V0H179V2H178V0H173ZM175 1L177 2V3H175ZM190 1V2H189ZM196 1V2H195ZM200 1V2H199ZM204 1H206V2H204ZM229 2H231L230 0H228ZM82 2V3H81ZM124 2V3H123ZM162 2H163V4H162ZM211 2V3H210ZM108 3V4H107ZM111 3V4H110ZM127 3H128V5H127ZM132 3V4H131ZM122 4H123V7H126V5H127V11H126V8H123V7H121L122 6ZM124 4H125V6H124ZM181 4V5H180ZM190 4H191V7H190ZM199 4V5H198ZM210 4V5H209ZM104 5H105V7H104ZM118 5H120L119 7H117ZM166 6L164 9H163V6ZM167 5H168V3H167ZM184 5V6H183ZM187 5V6H186ZM196 5V6H195ZM213 5V6H212ZM215 5V6H214ZM220 5H222L221 7H223V4L222 3H220ZM229 5H231V7H233V8H231L230 6V9H232L233 11L231 12V17H234V15H238V13H242V10L243 9H246V8H248V7H242L241 8V11H238L237 12V14H236V9H235V6H234V4L233 3H229ZM233 5V6H232ZM34 6V7H33ZM38 6V7H37ZM51 6H53V8L51 7ZM89 6L90 7H96V9L95 10H93V9H87V8H89ZM113 6H115V7H113ZM148 6V5H147ZM244 6V5H243ZM40 7V8H39ZM52 9H51V8ZM86 7V8H85ZM109 7V8H108ZM185 7L187 8V9H185ZM196 7V8H195ZM220 7V9H223V8H221ZM30 8V10H28ZM35 8V9H34ZM49 8H50V10H49ZM79 8V9H78ZM97 8H98V10H97ZM116 8V9H115ZM117 8L118 9H120L121 10V12H120V10H118L120 13H121V15H122V13H123V16L121 17V19H120V17L118 16V15H120V14H117ZM131 8V9H130ZM133 8H135V9H133ZM143 8H144V10H143ZM152 10L151 12H153V10H154V13H151L150 11V13L148 14V13H145L144 11L146 10V12H148V10ZM155 8V9H154ZM182 8V9H181ZM202 10H201V9ZM27 9V10H26ZM40 9V10H39ZM54 9V10H53ZM78 9V10H77ZM107 9V10H106ZM123 9V10H122ZM133 9V10H132ZM25 10L27 11L26 13H25ZM37 10H39V11H37ZM42 10V11H41ZM70 10H71V12H70ZM74 10H75V12H74ZM101 10V12H99ZM115 10V11H114ZM129 10H130V15L128 14V15H124L125 14V12H129ZM137 10V11H136ZM140 10H142V11H140ZM156 10V11H155ZM162 10V11H161ZM188 10V11H187ZM207 10V11H206ZM239 10H240V7H239ZM29 11H30V13L31 14H33L34 15V13H35V15L33 16H31V14L29 13ZM80 11H84V13L82 14ZM94 11V12H93ZM96 11V12H95ZM109 11V12H108ZM112 11V12H111ZM123 11V12H122ZM176 11H177V9H176ZM196 11H199V12H196ZM235 11V12H234ZM86 12H89V15H87V17L85 18V13ZM100 13V15H98L99 13ZM142 12V13H141ZM163 12V13H162ZM179 12L177 11V14L179 15ZM185 12V13H184ZM187 12H189V13H187ZM192 12V13H191ZM74 13V14H73ZM81 13V14H80ZM94 13V14H93ZM96 13V14H95ZM116 13V14H115ZM156 13V14H155ZM158 13V14H157ZM195 13V14H194ZM197 13V14H196ZM202 13V14H201ZM232 13H233V16H232ZM235 13V14H234ZM22 14V15H21ZM44 14H46V15H44ZM90 14H93L94 15V17H96V18H94L93 17V15L91 16ZM141 14V15H140ZM143 14V15H142ZM147 16V17H149L148 18V20L146 19L147 17L145 16V15ZM187 14V15H186ZM204 14V15H203ZM215 14H217L218 16L220 15V13H218V12H216ZM21 15V16H20ZM37 15V16H36ZM48 15H49V18L47 19V17H48ZM110 15V16H109ZM148 15H150V16H148ZM191 15V16H190ZM203 15V16H202ZM45 16H47L46 18H45ZM69 16V17H68ZM78 16V17H77ZM81 16V17H80ZM89 16H91V17H89ZM108 16V17H107ZM125 16V17H124ZM129 16L131 19H126L127 17ZM131 16H133V17H131ZM143 16V17H142ZM154 16H156L157 18H156V20H157V22H158V20H159V24L155 21V17ZM162 18H161V17ZM187 16H188V18H187ZM35 17V18H34ZM55 17V18H54ZM72 17H73V19L75 20H73L72 19ZM82 17H84L85 19H86V21H83V20H85L84 18L82 19ZM104 17V18H103ZM105 17H107V18H105ZM117 17H119V18H117ZM123 17L125 18V19H123ZM128 17V18H129ZM137 17H139V18H137ZM141 17V18H140ZM159 17L161 18V19H159ZM201 17H203V18H201ZM222 17V16H221ZM13 18V19H12ZM26 20H25V19ZM43 18H45V19H43ZM90 18V19H89ZM108 18H110V19H108ZM136 20H135V19ZM142 18H144V19H142ZM219 18V17H218ZM8 19V20H7ZM35 19V20H34ZM42 19V20H41ZM71 19V20H70ZM87 19H88V21H87ZM94 19L96 20V21H94ZM101 19V20H100ZM133 19V20H132ZM151 19V20H150ZM152 19H154V20H152ZM32 20V21H31ZM44 20V21H43ZM46 20V21H45ZM51 20H53V21H51ZM64 20V21H63ZM80 22H79V21ZM90 20V21H89ZM100 20V21H99ZM103 20V21H102ZM118 20H119V22H118ZM121 20V21H120ZM124 20H127V21H129V20H132V21H130V22H128L129 23V25L128 26H130V27H132V25L133 26H135V27H133V29L134 30H137V32H136V34L134 35L135 36V39H136V37H137V35L139 34V36L137 37V39L135 40L134 38H128V36H126L128 39H133L132 40V42L130 41V42H128L127 40V38L125 37V34L127 33V32H125L126 30H127V22L125 23L124 22ZM145 20H147V21H145ZM7 22V21H9V22H7V24L6 25H4L3 23L4 22ZM11 21V22H10ZM14 21H16V22H14ZM55 21V22H54ZM77 21H78V23H77ZM138 21V22H137ZM140 21V22H139ZM155 21L156 23H155V26H154V23L153 22ZM200 23H199V22ZM219 21V20H218ZM14 22V23H13ZM31 24H30V23ZM35 22V23H34ZM95 22V23H94ZM97 22V23H96ZM105 22V23H104ZM115 22V23H114ZM122 22V23H121ZM132 22V23H131ZM191 22V23H190ZM9 23V24H8ZM13 23V24H12ZM17 23V24H18ZM90 23V24H89ZM104 23V24H103ZM112 23V24H111ZM138 23V24H137ZM17 24H15V25H17ZM34 24V25H33ZM76 24L78 25V26H76ZM83 27H81L80 25ZM87 24V25H86ZM107 24V25H106ZM132 24V25H131ZM140 24H142L141 26H140ZM199 26H198V25ZM7 25H9V28H11V29H9L8 28V26ZM11 25V26H10ZM14 25V26H15ZM95 25V26H94ZM97 25V26H96ZM145 25H147V24H145ZM145 25H143L144 27H145ZM146 26L147 28H148V30H149V26ZM161 25V24H160ZM190 25V26H189ZM193 25V26H192ZM112 26V27H111ZM116 26V27H115ZM142 26V27H143ZM178 26V25H177ZM179 26H178V28H179ZM198 26V27H197ZM240 26L242 27V24L240 23V25H238V27L240 28ZM0 27V28H1ZM4 27H6L5 28V30H4ZM93 27V28H92ZM130 27L128 28V29H130ZM194 27V28H193ZM34 28V29H33ZM79 28V29H78ZM81 28V29H80ZM87 28V29H86ZM106 28V29H105ZM108 28V29H107ZM136 28V29H135ZM159 28V27H158ZM182 28V29H181ZM191 28H193L192 30H191ZM200 28V27H199ZM244 28H246V27H242V29H244ZM89 29V30H88ZM94 29H96L95 31H94ZM115 29V30H114ZM132 29V28H131ZM142 29V28H141ZM196 29V30H195ZM237 29V28H236ZM241 29V30H242ZM25 30V31H26ZM39 30V31H38ZM186 30H187V34L186 33H184V32H186ZM188 30H190V32L192 33V34H190V32L188 31ZM199 30V29H198ZM37 31V32H36ZM53 32V33H51V32ZM83 31V32H82ZM128 31V30H127ZM7 33V34H9V38H10V35L12 34V33ZM36 32V33H35ZM57 32V34H55ZM69 32V33H68ZM74 32V33H73ZM79 33V35H78V33ZM95 32V33H94ZM102 32H104V34L102 33ZM189 32V33H188ZM40 33V34H39ZM49 33H50V35H49ZM59 33L60 34H65L64 36L63 35H61L62 36V38H63V40L65 41V42H67V43H70V44H67L66 46L67 47H65V43L63 42V44H62V38H61V36L59 35ZM82 33V34H81ZM84 33V34H83ZM90 33V34H89ZM102 33V34H101ZM109 33V34H108ZM129 33V32H128ZM193 33H195V34H193ZM33 34V35H32ZM34 34H35V36H34ZM68 34V35H67ZM77 34V35H76ZM81 34V35H80ZM102 36H101V35ZM105 34H106V36H105ZM179 34V35H178ZM186 34V35H185ZM198 34V35H197ZM6 35V34H5ZM13 35V34H12ZM11 35V37L13 38V36ZM56 35H58V37L56 36ZM74 35H76V36H74ZM181 35H184L183 37H181ZM191 35V37L193 36V38H189V36ZM196 35V36H195ZM44 36H45V38H44ZM49 36V37H48ZM55 36L57 37L56 39H55ZM80 38H79V37ZM85 36V37H84ZM108 36V37H107ZM112 36V37H111ZM180 37L179 39H178V37ZM7 37V38H8ZM64 37L66 38V39H64ZM83 37V38H82ZM103 37V38H102ZM115 37V38H114ZM119 39H117V38ZM187 37H188V40L190 41L189 43H190V45H189V43L186 41L185 43H187L186 45H185V43H184V40L185 39H187ZM8 38V39H9ZM59 38H61V39H59ZM69 38V39H68ZM71 38V39H70ZM76 38V39H75ZM82 38V39H81ZM112 38V39H111ZM114 38V39H113ZM125 38V39H124ZM145 38V37H144ZM184 38V39H183ZM11 39V38H10ZM43 39H46V40H43ZM50 39V40H49ZM127 39V40H126ZM192 40V42H191V40ZM58 40H59V42H61V43H58ZM68 40H70V41H68ZM73 40V41H72ZM78 40V41H77ZM79 40H80V42H79ZM83 40V41H82ZM85 40V41H84ZM96 40V41H95ZM107 42H106V41ZM113 40V41H112ZM126 40V41H125ZM143 40V39H142ZM141 40V41H142ZM145 40V39H144ZM183 40V41H182ZM11 41H12V39H11ZM10 41V42H11ZM36 42V43H34V42ZM46 41H48V42H46ZM53 41V42H52ZM55 41H57V43L58 44H62V46H64V48H63V51H62V47H61V51H60V49H58V48H60L59 46H61V45H57V43L55 44ZM77 42L78 44H76V43H72V42ZM89 41H92V42H90V48H89V46L87 47H85V44H86V42H87V44L89 43ZM117 43V47H118V49H119V46L121 47L119 50L116 48L115 50L118 52V51H120L121 50V55L119 54V52L117 53L116 51L114 52V51H112V48H113V50H114V46H112L111 44L113 43V45H115L116 43ZM125 41V42H124ZM136 41V42H137ZM146 41V40H145ZM147 41H148V39H147ZM7 42L9 43V44H11L8 40H7ZM37 42H38V44H37ZM46 42V43H45ZM85 42V44L83 45V43ZM105 42H106V44H105ZM112 42V43H111ZM128 42V43H127ZM143 42V41H142ZM183 42V43H182ZM43 43V44H42ZM79 43H81V45L83 46V47H85V48H83V49H81L80 50V48H82V46L79 44ZM92 43V44H91ZM115 43V44H114ZM125 43H127L128 44V46L125 44ZM132 43V44H133ZM138 42H137V44H139ZM227 43V44H226ZM36 44V46H34ZM73 44H75V46L74 47H72L73 46ZM121 44V45H120ZM182 44H183V48L181 47L182 46ZM226 45V46H222V49L224 48V49H226V50H229L231 47H232V43H228V42H225V43H223V45ZM229 44H231L230 46H229ZM28 45V46H27ZM52 45H54V47L51 46ZM57 45V46H56ZM76 45H77V47H76ZM80 46V48H79V46ZM119 45V46H118ZM173 45V46H172ZM185 45V46H184ZM210 45H211V47L209 46V44L207 45V49H212V48H215L216 47V45H215V41L214 42H212V43H210ZM228 45V46H227ZM25 46H27L29 49H31V48H33V50H32V52L30 53L27 49H25ZM32 46V47H31ZM56 46V47H55ZM126 48H125V47ZM178 46V47H177ZM35 47V48H34ZM45 47H47V48H45ZM58 47V48H57ZM105 47V48H104ZM109 47H111V50L108 48ZM186 48V50H185V48ZM44 48L45 49H47L45 52H44ZM52 48V49H51ZM53 48H55V50L56 49H58V50H56V54L55 55H57V54H59V57H57V59L55 60V55H54V57H53V55H50L51 54V52L52 53H54V49ZM123 48H125V50L123 49ZM177 48V49H176ZM180 48V49H179ZM190 50V52H187V50L188 49ZM228 48V49H227ZM65 49V50H64ZM89 49V50H88ZM183 49V50H182ZM25 50H27L28 51V53H26L27 51H25ZM49 50H50V54H49ZM109 52H108V51ZM188 50V51H189ZM23 51H25V54L26 55H24V54H22L23 53ZM106 51H107V53H106ZM110 51H112V53L114 54H118V56H120V57H118L117 55L114 57V56H112L111 57V55H113L112 53H111V55L109 56L111 59H105V57L107 58L108 57V53H110ZM123 51V52H122ZM192 51V52H191ZM224 51V50H223ZM22 52V53H21ZM41 52H43L44 53V57H46L44 60H43V58H41L42 57V55L40 54ZM60 52H62V53H60ZM158 52H157V54H156V58L158 59V57H157V55H158ZM161 52V53H160ZM185 52V53H184ZM42 53V54H43ZM49 54L50 56H51V60L49 59L50 58V56H46V54ZM144 53V52H143ZM164 53H166V54H164ZM169 53V54H168ZM175 53H176V55H175ZM182 53V54H181ZM184 53V54H183ZM192 53V54H191ZM195 53H197V54H195ZM18 54H20V55H18ZM40 54V55H39ZM100 54V53H99ZM107 56H106V55ZM141 54H142V52L139 54L140 55V57L139 58H141ZM147 54V55H146ZM145 54V56L146 57H148V55H149V53H146ZM179 54V55H178ZM200 54H202V53H200ZM206 54H207V56H206ZM24 55V56H23ZM87 55V56H86ZM104 55V56H103ZM128 55V56H127ZM143 55V54H142ZM153 55V54H152ZM152 55H150L146 60H145V56L143 55L142 56V58L141 59H138L139 61H137L136 62V64L138 63L139 64V67H140V62L142 61L143 62V67L145 68L146 66L147 67H150V66H148L146 63L147 62H145V65H144V61H150V60H152L153 58L152 57H155V56H152ZM178 55V56H177ZM205 55V56H204ZM17 56H18V58H17ZM58 56V55H57ZM195 56V57H194ZM201 58H200V57ZM108 57V58H109ZM116 57H118L117 59L118 60H120L119 61V63H120V65H122L121 63V61H123V65H122V68L121 67H119V65H117V64H119L118 63V60L116 59L115 60V58ZM144 57V58H143ZM174 57H176V59H174ZM182 57V58H181ZM87 58V59H86ZM88 58H90L91 59V62H90V60H88ZM98 58H100V60H101V58H102V62H100V60L98 59ZM152 58V59H151ZM156 58H154V61L152 62L151 61V63L152 64H154L155 63V61L157 60ZM159 58H161V57H159ZM177 58H178V60H177ZM179 58L181 59V60H179ZM41 59H42V61H41ZM50 60L48 63L46 62V60ZM84 59V60H83ZM85 59H86V61H85ZM97 59H98V62H100L101 64H96L97 63ZM105 59V60H104ZM125 59V60H126ZM188 59V60H187ZM196 59H197V61H196ZM206 59V60H205ZM19 60V59H18ZM47 60V61H48ZM53 60H54V62H53ZM58 60V61H57ZM85 62H83V61ZM111 62H110V61ZM141 60V61H140ZM168 60L170 61V62H168ZM203 60H205V61H208V63L206 64L205 63V61H203ZM55 61H56V63H55ZM88 61V62H87ZM92 61L94 62V64L92 63ZM95 61H96V63H95ZM107 61L109 62V64L107 63ZM175 61V63H173ZM178 61V62H177ZM179 61H181L180 62V64H179ZM50 62H53V63H50ZM115 62V63H114ZM141 62V63H142ZM187 62V63H186ZM202 62V63H201ZM46 63H47V65H46ZM55 63V64H54ZM83 63H84V65L85 64H87L86 65V67L85 66H83ZM88 63H92L91 65L90 64H88ZM149 63V62H148ZM150 63V64H151ZM168 63H171V64H168ZM178 63V64H177ZM49 64V65H48ZM96 64V65H95ZM114 64H116L117 65V67L118 68H120V69H118L117 67H116V65H114ZM125 64V65H124ZM138 64L136 65V68H137V66H138ZM172 64H174V65H176L177 67H175L174 65H172ZM89 65V69L87 68V66ZM97 66V65H99V68H98V66H97V68L96 67H93V68H96L97 69V71H96V69H92V66ZM113 65H114V68H113ZM165 65H169L168 67L167 66H165ZM195 65V66H194ZM205 65H206V68H205ZM53 66V67H54ZM123 66H124V68H123ZM141 66H142V64H141ZM163 66V65H162ZM171 66V67H170ZM179 66V67H178ZM184 66V67H183ZM199 68H198V67ZM201 66H203L204 67V69H202V68H200ZM43 67V68H44ZM48 67V68H49ZM90 67H91V69L92 70H90ZM138 67V68H139ZM152 67V66H151ZM181 67H183V68H181ZM193 67V68H192ZM42 68V67H41ZM40 68V70H44L43 68L41 69ZM48 68H46V69H48ZM137 68V69H138ZM144 68H139L140 70L141 69H144ZM168 68V69H167ZM171 68V70H169ZM197 70H196V69ZM45 69V70H46ZM123 69H124V71H123ZM177 69V70H176ZM39 70V71H40ZM50 70V69H49ZM120 70V71H119ZM155 70H156V73H155V75H156V77L158 76V77H160L162 80H159V79H156V78H153V80H152V78H150L151 76L150 75H152L151 73H154L155 72ZM165 70V71H164ZM168 70V71H167ZM174 71V73H173V71ZM200 70L201 71H203V72H201V73H199L200 72ZM113 71V72H112ZM170 71V73L168 74V72ZM171 71H172V73H171ZM178 71V72H177ZM197 71V72H196ZM87 72H89V74H87ZM123 72V73H122ZM165 72H167L166 74H165ZM191 72V73H190ZM206 72V73H205ZM94 73V74H95ZM115 73H116V75H115ZM121 73V74H120ZM136 73L138 74V75H136ZM149 73H150V75H149ZM182 73V74H181ZM203 73V74H202ZM209 73V74H208ZM85 74H86V76H85ZM118 74V75H117ZM173 74V76H175V77H173V76H171ZM202 74V75H201ZM142 75H144V77H147V79L145 80V78L143 79L142 77ZM155 75L153 74L152 75V77H155ZM160 75H162V77L160 76ZM177 75V76H176ZM181 75V76H180ZM204 75V76H203ZM138 76V77H137ZM169 76V77H168ZM195 76H198L199 77V79H197L198 77H196V78H194ZM200 76H202V77H204L203 78V82L202 83H205V84H203L205 87H203V85L201 84V86H200V80H201V78H200ZM207 76V77H206ZM86 77V78H85ZM142 78V80H143V82H140V81H142L141 79L139 80V78ZM157 77V78H158ZM178 78V79H177ZM180 78H181V80H180ZM187 78V79H186ZM207 78V79H206ZM16 79H18V78H16ZM16 79H14V81H16ZM172 79V81H173V79H174V83H175V85H176V81H177V84H179V82H180V85L179 86H181V87H179V86H175V85H173L174 83L173 82H171L170 80ZM177 79V80H176ZM183 79V80H182ZM84 80H86V81H84ZM131 80V81H130ZM152 80V81H151ZM161 82V81H165V83H164V81L162 82V84L159 82V81ZM176 80V81H175ZM199 80V82H198V84H196L197 83V81ZM83 81H84V83H83ZM88 81V82H87ZM137 81L139 82V83H137ZM187 81V82H186ZM202 81V80H201ZM85 82H87V83H85ZM182 82H183V84H185V85H183L182 84ZM185 82V83H184ZM17 83V82H16ZM15 83V84H16ZM91 83V84H90ZM90 83H89V85H92V82L90 81ZM173 83V84H172ZM133 84V85H134ZM151 84V83H150ZM150 84H149V86H150ZM194 84H196V87H194L195 85ZM17 85V84H16ZM88 84H87V86H86V89L84 88V86L82 87V89H83V91L85 90H89V89H91L92 90V86L90 87ZM130 86V83H126V86ZM132 85V86H133ZM162 85V86H161ZM174 87H173V86ZM194 85V86H193ZM199 85V86H198ZM89 86V88H87ZM117 86V85H116ZM155 86V87H154ZM173 88H172V87ZM114 87V86H113ZM186 88L188 91H186L184 88ZM200 87V88H199ZM203 87V88H202ZM100 88H103V87H100ZM99 88V89H100ZM117 87H115V89H116ZM128 88V87H127ZM173 90H172V89ZM179 88H181V89H179ZM197 88V89H196ZM93 89H95V88H93ZM96 89H98V87L96 88ZM95 89V90H96ZM98 89V90H99ZM119 89V88H118ZM148 89H149V91H148ZM158 89V90H159ZM178 89H179V91H178ZM194 89H196L197 91L198 90H200V91H198V93H197V91L196 90H194ZM91 90H89V91H91ZM95 90H94V92H95ZM104 89H101V91H103ZM112 90H114L113 88H112ZM129 90H130V87H129ZM154 91L155 92V94H154V96L153 97H148V96H151V94L152 93H154V92H151V91ZM159 90V93L161 92ZM172 90V91H171ZM185 91V95H184V91ZM204 90V91H205ZM100 90L99 91H97L96 90V95L97 94H100V93H102ZM203 91V92H204ZM88 92V91H87ZM100 92V93H99ZM147 92H149L148 94H146ZM181 93L182 95L181 96H178V93ZM198 94H196V93ZM169 93V94H170ZM180 93H179V95H180ZM176 94H177V100H174L175 99V97L174 96H176ZM191 94V95H190ZM196 95V99H193L192 100V98L194 97L195 98V95ZM159 95V94H158ZM161 95V94H160ZM184 95V96H183ZM193 95V96H192ZM199 95H200V97H199ZM254 96H253V98H256L257 97V95H255V94H253ZM130 96V97H129ZM183 96V97H182ZM256 96V97H255ZM130 98V99H127V98ZM199 97V98H198ZM147 98H149V99H147ZM187 100H186V99ZM87 99H89L88 97L85 99L86 101V104L88 105V107H87V109H85L84 110V112H82L83 110H81V111H79V112H81L80 114H78V113H73L74 114V116L75 117H72L71 119H73V121L75 122L78 118H79V115H82V117L85 115V116H87L86 115V113H89V112H91L92 111V106L91 105H93V104H95V102L92 104L91 103V101L92 100H90L89 99V101H90V103H89V101L87 102ZM107 99L108 98H105V99H102L101 100V102H99V103H101V106L100 105H98V102H97V107H100V109H102V107H104V105H105V107L107 106V103H109L110 101L112 102V98H109L108 99V101H107ZM135 100V104L133 103L132 104V102L133 101H131V100ZM143 99L144 100H148V101H143ZM171 99H173V100H171ZM199 99V100H198ZM257 99V98H256ZM106 101V102H103L104 103V105L102 104V101ZM117 100V98L114 100L113 99V102H112V104L115 102ZM142 100V101H141ZM150 100V101H149ZM154 103H153V102ZM175 101V102H174ZM110 102V103H111ZM117 102V101H116ZM115 102V103H116ZM151 104V105H143V104ZM174 102V103H173ZM190 102H195V104H193L192 105V103H190ZM110 103L108 104L109 106H110ZM126 103H129V104H126ZM141 103H143L142 105H143V107H142V105H141ZM140 107V108H143V109H140L137 105ZM174 104V105H173ZM103 105V106H102ZM182 105H183V107H182ZM94 106V108H95V105H93ZM136 106H137V108H136ZM148 106H153L152 108H148ZM181 106V107H180ZM194 106V107H193ZM196 106V107H195ZM89 107H90V109H89ZM130 107V108H129ZM131 107H134V108H131ZM191 109H190V108ZM93 108V109H94ZM107 108V107H106ZM145 108H148V109H145ZM174 108V107H173ZM178 108V109H179ZM186 108V109H185ZM88 109H89V111H88ZM99 109V108H98ZM99 109V110H100ZM104 109V108H103ZM132 109H134V111H133V113H132ZM138 110V111H137ZM144 110V111H143ZM87 111V112H86ZM135 112H138V113H135ZM175 112V113H174ZM177 112H178V114L180 115H178L177 114ZM192 112V113H191ZM194 112V113H193ZM84 115H83V114ZM131 113V114H130ZM72 114V115H73ZM77 116H76V115ZM133 114V115H132ZM144 116H143V115ZM175 114V115H174ZM189 114V115H188ZM126 115H128L127 117H126ZM131 115V116H130ZM151 115V116H150ZM154 115V114H153ZM139 116H141V118H139ZM150 116V117H149ZM127 118V120H126V118ZM130 117V118H129ZM145 118V120H146V118H147V122L146 121H143L144 119L143 118ZM154 117V116H153ZM188 117H190V118H188ZM75 118V119H74ZM129 118V119H128ZM133 118H132V123H133ZM176 118V117H175ZM174 118V119H175ZM80 119H82L81 117L78 119V120H80ZM180 119V120H179ZM188 119H190V120H188ZM152 120H154V118H152ZM188 120V121H187ZM241 120V119H240ZM128 121V122H127ZM141 121V122H140ZM143 121V122H142ZM183 121H186V122H184L185 124H183ZM190 121V122H189ZM111 122H112V120H111ZM146 122V123H145ZM240 121H238L237 122V126H236V129H235V131L237 130V128H239L236 132H237V134H236V132H235V135H234V138L232 139L233 141L235 140V138H236V141L235 142H233L234 143V147H236L237 149H239V152L240 153H242V156H241V154L239 153H236L235 155L236 156H234L232 153L230 154L229 153V155H230V157L229 156H227L228 155V152L227 151H225V150H223V152H222V155L225 157H227V158H225V163H227V160H229V162L231 161L232 163H233V161H234V164H232L231 162H230V164H232V166L234 165V170L236 169L237 170V168L239 169V164H240V159L241 158H243V154H244V151H245V141H244V139H245V135L244 134H246V130H244V128L242 129V127L244 126V121L243 120H241V122H243L242 124H241V126H240V123H239ZM126 123H125V129L127 130V129H129V132H126V134L128 133L129 134V136H131V135H133V136H135V134H137V135H141V133L143 134V132L141 131V133L138 131V133H135L134 132V130L132 131V129H133V127H131L132 129L130 130V127L129 126H127L126 125ZM145 123V124H144ZM189 123L190 124H192V127H190L189 126ZM76 124H78V122L76 121L75 122V124L73 123V126L74 125H76ZM140 124V125H141ZM195 124V125H194ZM239 124V125H238ZM129 127V128H127V127ZM130 126H132L131 124H130ZM145 126V127H144ZM175 126V127H174ZM35 127V126H34ZM179 127L181 128V129H179ZM182 127L184 128V129H182ZM241 127V128H240ZM192 128V130H191V132L190 133H192V131L193 130H195V128L193 129ZM172 130V131H173ZM184 132L183 134H182V131ZM186 130V131H185ZM128 131V130H127ZM240 131V132H239ZM133 132V133H132ZM238 132H239V138H237L238 136ZM132 133V134H131ZM173 132H170V134H172ZM174 134L175 133H173L171 136H172V138H170V139H175L176 140V138L175 137H173L174 136ZM180 134H182V135H180ZM186 134V135H185ZM176 135V134H175ZM127 137V135H126V137L128 138V140H129V142H131L132 140H134V138H136V136L134 137V138H132V137ZM170 136V135H169ZM186 138H185V137ZM242 136V137H241ZM244 136V137H243ZM183 137V138H182ZM177 138V139H178ZM181 138V139H180ZM69 139V140H68ZM68 139H65V141L66 140H68V141H66V144H63V145H61L62 146V148H63V146H64V148H63V150H65V154H64V151H63V154L65 155H63L62 154V148H60L61 146L60 145H58L59 143H57V142H59V140H56V142H51L50 141V143H51V148H46V150H48L47 151V153H48V155H49V152L51 153L52 151H53V153H51V158H50V156H48L47 154H46V151H45V156H43L44 158H45V160H46V155L48 156L47 157V161H49V163L47 162H44L45 164V166L46 167H44V165H43V169H41V170H43L45 173H46V170H47V172H49V170L48 169H50L51 171L49 172V173H47V174H43V171H42V173H40L39 172V174H43V175H35V174H31V176L29 177L28 175H26V177L24 178V181L22 182V184L20 185L19 184V179L17 178V180L15 181L16 183H14V185L9 189V192H8V199H10L11 197H14L13 198V200H10L11 201V203H10V208H9V210L11 209V210H14V211H19V210H25V209H27V210H35V208H36V210L37 211H42L43 213H46L47 215H50V216H52L51 218H58V219H61L63 222H64V224H66L67 223V225H91V226H96V227H99V228H106L107 226H111V227H115L116 226V224L118 223V220L120 219V217H115V220H113L112 219V221H114V222H112V221H110V219L112 218V216L110 215H105V218H108L109 217V219H105L103 216H104V213L106 212L107 214H108V210H109V208H110V206L108 205L109 203V201H110V197H107V195L109 196V194H107V190L108 191H110L109 189H107V188H105L106 186H107V184H108V180H106V178L104 177L105 175H108V174H106L105 173V175H104V172H101V171H104V169H105V171L108 173V171L107 170H109L110 168H109V166L108 167H105V165L106 164H108L109 163V161H108V163L106 162V164L105 165H102L103 163H104V161H103V163H101V159L103 158H99V157H101L100 155L101 154H103V151L101 150V149H98V150H90V151H88L87 152V149H85L84 150V148L83 149H81L83 146V144L86 142L85 140H79V139H74L73 137H69L68 136ZM76 141V142H74V140ZM184 139V140H183ZM190 139V140H189ZM239 139V140H238ZM42 140V139H41ZM188 140H189V145H188ZM192 140V141H191ZM53 141V140H52ZM79 141V142H78ZM238 141H239V143H238ZM243 141V142H242ZM62 142V141H61ZM61 142H60V144H61ZM64 142V141H63ZM81 142H83V144L81 143ZM50 143L48 142L47 144H49L50 145ZM55 143H57V144H55ZM70 143V144H69ZM77 143H81V144H77ZM186 144V145H183V144ZM241 143H243V144H241ZM53 144H55V145H58V147H56V149L55 150H53L52 148L55 146V145H53ZM77 144V145H76ZM179 146H178V145ZM181 144V145H180ZM192 144V145H191ZM240 144V145H239ZM67 145V146H66ZM68 145H69V148H68ZM85 145V144H84ZM190 145L192 146V147H190ZM239 145V146H238ZM60 146V147H59ZM66 146V147H65ZM183 146H185V148L183 147ZM241 146V147H240ZM243 146V147H242ZM71 147H73V148H71ZM190 147V148H189ZM55 148V147H54ZM57 148H60V149H57ZM71 148V149H70ZM75 148H77V149H75ZM173 148L175 149V150H177V151H173ZM242 148H244V149H242ZM50 149H52L51 151H50ZM81 149V150H80ZM151 149V148H150ZM60 152H59V151ZM75 150H77V151H79V152H77V151H75ZM83 150H84V152H83ZM101 150V151H100ZM243 150V151H242ZM91 151H92V153L93 154H91ZM194 151V150H193ZM54 152H56V155L54 154ZM59 152V153H58ZM101 152V153H100ZM151 152V153H150ZM29 151H28V149H24V154H25V156L27 155V157L29 156ZM58 153V154H57ZM66 153H67V155H66ZM80 153V154H79ZM85 154L86 155V157H84L85 155H83V154ZM96 155H95V154ZM145 153V154H144ZM155 150H154V152L152 151V149L151 150H149V149H147V153H146V150H144V152H143V157H141V160H140V168H144L145 169V172H144V169H143V172L141 171V169L139 170V171H137L138 173H135V174H137V177L135 176V175H133V181L132 182H140V185L141 184H143L142 183V181H146V180H144L145 178H147V177H145L146 175L148 176L149 174L151 175L152 174V172H154V171H156V169H158V171H159V167H158V164H160L159 166L161 167V163H162V161L161 160H158L159 159V157L157 158V156L155 155ZM191 149H190V155L189 156H192V155H194L195 156V153H193L192 155H191ZM227 155H226V154ZM54 154V155H53ZM68 154H70V155H68ZM74 156H73V155ZM79 154V155H78ZM93 156V157H91V156ZM98 155H99V157H98ZM129 155H130V153H129ZM128 154H124L123 155V164H130V162H131V160L133 159L132 157L134 156V154L133 153H131V156L132 157H130ZM152 155V156H151ZM176 155V156H175ZM197 155V154H196ZM76 156H77V158H76ZM78 156H79V158H78ZM103 156V155H102ZM127 156V157H126ZM129 156V157H128ZM193 156V157H194ZM223 156H222V158H221V162H219L218 163V168L216 167L215 169H218V171H219V173L218 172H215V170H213L212 172L214 173H211L209 176H211V177H208V184H210V185H208L207 184V189H205L204 190V188H202V190L200 189V192L198 191V192H194V191H192L191 193L192 194H190V196H189V194L187 195V196H189V197H184L183 198V200L181 199V201H183V202H185V203H189L188 205H186L184 208H179V211H177L178 212V214L176 215L175 213L174 214H172L170 217H175V218H180V222H177L176 224H174V226H171V225H169L168 224V222L167 221H163L160 225V227L158 228V229H166L168 232L170 231V232H172V231H178V229L180 228V227H182V226H185L181 221H187V220H189L190 222L192 221H194V219L195 218H197V216H201V218H203L204 220L203 221H205V222H207L208 220L207 219H209V220H212V221H209L207 224H209V225H212V224H214L213 226H211L209 229H214V234H213V232H211V234H207V235H215L216 233H218L219 231H221L220 233H219V236L221 237L222 235H221V233L223 234V236H224V238H230L231 240L233 239V238H235V236L229 231L230 230V228L232 229V228H235L236 230H238V224H242V222L243 221H245V220H249L250 219V217L253 215L254 216V218L255 219H257V221L260 223L259 224V226H256V229H253V231H249L248 229H246V228H242V229H240V231H242V232H249L248 234H252V236H250V237H244L243 236V238L242 237H240L238 240L236 239V241L234 240L232 243H230L231 242V240H230V242L228 243V241H226V242H222V241H225V239L224 240H222V241H220V242H217L216 243V241L214 242H212V239H210L206 234H205V232L203 233H201V232H199L198 234L197 233H195V234H190V239L193 241V242H191L189 245H180V247H181V250H179V251H184V252H186V253H192L193 255H195L196 257H199V255H198V253H199V251H201V250H205V251H207V252H211V253H214V252H219L220 250H223V249H226V248H235V249H237V250H240L241 249V246L242 245H248V246H251V247H254V246H256V245H259V244H262V243H264L263 241H264V208H261L260 210H257V211H254L253 212V214L252 215H245V212H242V211H239V212H237V213H234V215L232 214L233 213V208L232 207H228V208H224V207H220V208H218L219 210L217 211V212H215V210H216V208L214 207V205H213V203L211 202V201H209L210 203H208L207 201H204V203H201L202 202V198H205L206 197V199L208 198L209 199V197L211 198V197H213V196H216L217 195V193H219V191H217V189L215 188L216 187V185L218 186V184L217 183H219L220 184V181H219V179H221L222 178V176H223V168L222 167H225V166H223V164H224V161H223ZM236 157V159L234 158V157ZM239 156L241 157V158H239ZM27 157H25L26 159H27ZM42 157V158H43ZM75 157V158H74ZM145 157V158H144ZM187 157H188V155H187ZM43 158V159H44ZM81 158V159H80ZM86 159V161H88L89 159V162H86L85 161V159ZM89 158V159H88ZM92 158H94V160H92ZM143 158V159H142ZM147 158V159H146ZM186 158V157H185ZM184 157H183V159H185ZM230 158V159H229ZM232 158V159H231ZM13 160L12 161H14L15 159H18L17 157L14 159V157L12 158ZM29 159V158H28ZM28 159L25 161V166H26V162H28ZM50 159V160H49ZM79 159V160H78ZM88 159V160H87ZM100 159V160H99ZM129 159V160H128ZM150 161H149V160ZM155 159V160H154ZM179 159V160H178ZM182 159V160H183ZM98 160V161H97ZM103 160V159H102ZM144 160V161H143ZM159 161L158 162V164H156L157 163V161ZM10 162H12L11 161V159L9 160ZM83 161V162H82ZM84 161H85V163H84ZM99 161H100V163H99ZM129 161V162H128ZM143 163H142V162ZM149 161V162H148ZM154 161V162H153ZM175 161V163H173L174 165L175 164H177L178 162H176ZM196 161V160H195ZM195 161L193 162V166H195V165H197V163L198 164H200L198 161H196V163H195ZM9 162V163H10ZM16 164H18V160L17 161H14ZM13 162V164H11L10 163V165H9V167L11 166H13L15 163ZM97 162H98V164H99V166H100V164H101V166H102V170L99 168V166H98V164H97ZM146 162V163H145ZM161 162V163H160ZM88 163H91V164H89L88 165ZM146 165H145V164ZM150 163V164H149ZM154 163V164H153ZM239 163V164H238ZM15 164V165H16ZM84 164V165H83ZM126 164V165H127ZM144 164V165H143ZM156 164V165H155ZM221 164V165H220ZM237 164V165H236ZM14 165V166H15ZM86 165H88V166H86ZM91 165V166H90ZM96 165H97V167H96ZM109 165V164H108ZM152 165V166H151ZM155 165V166H154ZM225 165V164H224ZM95 166V167H94ZM107 166V165H106ZM143 166V167H142ZM147 166H149V167H147ZM150 166H151V169H150ZM155 167V169H154V167ZM8 169H9V167L8 166H6ZM93 167V168H92ZM104 167V168H103ZM237 167V168H236ZM94 168H97V170H93ZM101 170L100 172H98L99 171V169ZM233 168V167H232ZM25 169V167L23 168V171L24 172H26V170H24ZM46 169V170H45ZM107 169V170H106ZM222 171H221V170ZM195 170H197V168H195L194 169V171H193V176L194 177H196L197 176V174H198V172L197 171H195ZM141 171V172H140ZM148 173H147V172ZM149 172H151V173H149ZM194 172L196 173L197 172V174H194ZM27 174H30L29 172H26ZM99 173H101V174H99ZM143 173V174H142ZM156 173L158 174V172L156 171ZM155 172L153 173L154 175L153 176H155V174H156ZM218 173V175H216ZM37 174V173H36ZM103 174V175H102ZM156 174V175H157ZM213 174V175H212ZM220 174H222V175H220ZM47 175H48V177H47ZM53 175V176H52ZM149 175V176H150ZM200 175V174H199ZM198 175V176H199ZM217 177H216V176ZM45 176V177H44ZM152 176V175H151ZM148 177L149 178V180H151V181H149V180H147V181H149L147 184H146V182H145V184H143V185H141L140 186V188L141 189H138L139 190V192L138 191H136L137 190V188L139 187L138 186V183L136 182V183H134L133 185L134 186H136L137 188H135L134 187V190L133 191H135V193H137L138 192V195H143V196H145V193H147V191H148V189H150V187H151V182L152 181H154L153 179H155L154 177ZM27 177H29V178H27ZM44 177V178H43ZM53 177V178H52ZM108 177V176H107ZM135 177V178H134ZM144 177V178H143ZM138 178H140V179H138ZM143 178V179H142ZM212 178H215L214 180L212 179ZM217 178H219V179H217ZM56 179V180H55ZM104 179H105V181H104ZM134 179H135V181H134ZM137 179V180H136ZM217 179V180H216ZM49 180V181H48ZM53 180V181H52ZM138 180H140V181H138ZM216 180V181H215ZM5 181V179H4V172H3V175L0 177V183L2 184L3 182ZM106 181H108V182H106ZM216 183H215V182ZM218 181V182H217ZM76 182V183H75ZM79 182V183H78ZM81 182V183H80ZM212 182H213V184L215 183V187H213V184H212ZM78 183V184H77ZM106 183V184H105ZM153 183V182H152ZM17 184H19V186L17 185ZM74 184V188L76 189L75 191H72V189H73V187L71 186V185H73ZM75 184H77V185H75ZM90 184V188L88 187V185ZM97 184H99V185H97ZM149 184V185H148ZM84 185H87L86 187L84 186ZM109 185H110V183H109ZM144 185H145V187H144ZM212 185V186H211ZM77 186H78V188H77ZM79 186L80 187H82L81 189H79ZM86 188V190H85V192L87 191V192H89V193H85L84 192V187ZM208 186H210L212 189H209L210 187H208ZM17 187H18V189H17ZM107 187H110V186H107ZM146 188L145 190H144V188ZM152 187H154L153 185H152ZM151 187V188H152ZM15 188H16V190H17V192H15ZM103 188H104V190H103ZM214 188V189H213ZM89 189V190H88ZM153 189V188H152ZM209 190H211V191H209ZM212 190L214 191L215 190V193H216V191H217V193L216 194H214V192H212ZM19 191V192H18ZM102 191V192H101ZM204 191H206V192H204ZM141 192V193H140ZM143 192H144V194H143ZM87 195L86 197H87V199H89V201L91 200V201H93L94 202V197L98 194V197L99 198H101L100 199V202H102V203H104L103 205H105V208H107L106 207V204H107V206H109V208H107L106 210L105 209H103L104 208V206L102 205V207H101V204H100V206H99V204H97L98 205V207H99V210H95V209H98V208H96V203L94 202H87L86 203V201H85V194ZM140 193V194H139ZM203 193V194H202ZM205 193V194H204ZM207 193H208V196H207ZM211 193H213V195L211 194ZM195 194V195H194ZM197 194V195H196ZM201 194H202V196H201ZM224 194V195H223ZM223 194H221V196L219 197V198H221V199H223V198H225L226 196V194H227V192L226 193H223ZM230 193H228L227 195H229ZM13 195V196H12ZM205 195V196H204ZM101 196V197H100ZM199 198H198V197ZM97 197V196H96ZM201 197V198H200ZM218 197V196H217ZM91 198V199H90ZM98 198H96V200H97ZM103 199V200H102ZM109 199V200H108ZM187 199H188V201H187ZM201 199V200H200ZM205 199V200H206ZM196 200V201H195ZM200 200V201H199ZM204 200V199H203ZM196 202H198V203H196ZM207 202V203H206ZM21 203V204H20ZM91 203L95 206V209H94V207H92L91 206ZM206 203V204H205ZM212 204V205H211ZM14 205H15V207H18V209L19 210H16V208L14 207ZM17 205V206H16ZM42 205V206H41ZM13 206V207H12ZM60 206V207H59ZM12 207V208H11ZM92 207V208H91ZM14 208V209H13ZM101 208L105 211V212H102L103 210H101ZM199 209L198 210V213L197 212H194L193 210H197V209ZM201 208V209H200ZM232 208V209H231ZM204 211H203V210ZM91 210V211H90ZM205 210H206V213H203V212H205ZM225 210V211H224ZM99 211H101V212H99ZM199 211H201L203 214H201ZM200 214V215H199ZM205 214V215H204ZM209 214H211V215H209ZM208 215V216H207ZM233 215V216H232ZM108 216V217H107ZM210 216L211 217H214V219H210ZM252 216V217H253ZM164 217H168V216H164ZM209 217V218H208ZM138 218V217H137ZM137 218H135V219H137ZM182 219V220H181ZM125 222H129L130 223V225H131V227L132 228H136L138 225H140L141 223H146V222H151L150 220H149V217H142V219L140 218L138 221L136 220H132L131 218H128L127 220H124ZM212 222V223H211ZM249 223H250V220L248 221ZM233 224H237V225H233ZM149 225H151V224H149ZM219 227H217V226ZM248 225H250V224H248ZM214 226H216V227H214ZM261 227V228H260ZM219 230V229H221V230H219V231H216V230ZM225 229V230H224ZM254 230L255 231H257V232H254ZM251 232V233H250ZM254 232V233H253ZM199 234H201V236L199 235ZM204 234H205V237H206V239H205V237H202V235L204 236ZM222 236V237H223ZM254 236V237H253ZM201 237V238H200ZM209 238V239H208ZM215 243V244H214ZM221 248V249H220ZM171 253H173V252H177V251H170ZM194 252V253H193ZM196 252H198V253H196Z\"/></svg>",
  "mask_w": 264,
  "mask_h": 264
}]
</instances>
